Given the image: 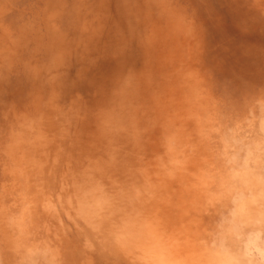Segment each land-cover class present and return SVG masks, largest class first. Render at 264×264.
Segmentation results:
<instances>
[{"label": "clouds", "instance_id": "obj_1", "mask_svg": "<svg viewBox=\"0 0 264 264\" xmlns=\"http://www.w3.org/2000/svg\"><path fill=\"white\" fill-rule=\"evenodd\" d=\"M159 2L41 0L13 41L37 63L0 107V264H264V59L152 71Z\"/></svg>", "mask_w": 264, "mask_h": 264}, {"label": "rangeland", "instance_id": "obj_2", "mask_svg": "<svg viewBox=\"0 0 264 264\" xmlns=\"http://www.w3.org/2000/svg\"><path fill=\"white\" fill-rule=\"evenodd\" d=\"M124 1L114 0L117 5ZM72 2L78 3L80 0ZM166 2L172 4L173 9L186 19H182L183 31L187 29L189 19L196 21V39L182 46L192 60L203 57L212 63L223 61L226 68H233L244 63L246 53L254 52L255 59H264V0ZM84 3L102 11L107 0H103L100 10L99 0H84ZM40 4L41 0H0V65H3L0 67V107L14 100H23L28 83L35 75L33 64L37 62L33 61V64L21 68L30 57L23 49L14 48L13 41L33 47L28 42L33 39V20ZM119 15L118 11L108 13L101 22L113 31L119 22ZM156 42L160 44V41ZM110 69V65H105V71ZM39 74L55 76L58 70L50 67Z\"/></svg>", "mask_w": 264, "mask_h": 264}, {"label": "bare ground", "instance_id": "obj_3", "mask_svg": "<svg viewBox=\"0 0 264 264\" xmlns=\"http://www.w3.org/2000/svg\"><path fill=\"white\" fill-rule=\"evenodd\" d=\"M128 1L129 0H125L124 3H130ZM140 2L142 4L143 0H140ZM99 3L100 10L103 7L101 5L103 4V0H99ZM159 7L161 10L171 15L170 23L165 24L156 16H152L143 19L140 25L141 28L149 27L154 33L156 41H160V44L157 43V47L152 51L150 67L154 72H161L164 70V68L171 69L173 66L178 67L184 59H187L189 57V55L186 54V52L182 48V46H184L187 41L179 40L176 38V33L183 31L182 21L186 19L181 17L180 14H178L176 10L173 9L172 4H169L168 2H166V0L160 1ZM118 13L120 14L119 22L115 24L114 29L111 28L113 31L125 26L130 19L129 16L121 14L120 12ZM1 50L2 48H0V51ZM145 59L147 60V57Z\"/></svg>", "mask_w": 264, "mask_h": 264}]
</instances>
